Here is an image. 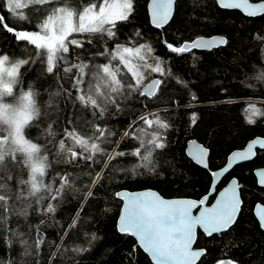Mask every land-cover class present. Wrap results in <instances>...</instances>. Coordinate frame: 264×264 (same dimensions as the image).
Segmentation results:
<instances>
[{
  "label": "trees",
  "instance_id": "16d2710c",
  "mask_svg": "<svg viewBox=\"0 0 264 264\" xmlns=\"http://www.w3.org/2000/svg\"><path fill=\"white\" fill-rule=\"evenodd\" d=\"M148 3L149 0H133L130 20L117 25L116 43L132 46L127 43L131 38L133 44L138 42L153 48V58L148 63L155 66L154 57H159L165 76L148 72L134 53L125 54L130 63L127 67L121 65L120 76L125 84L132 82V71L143 72L145 82L165 79L155 97L147 99L135 92L126 93L120 109L109 107L102 117L92 116L89 110L75 103L72 77L76 70L65 73L63 68L81 60L105 62L104 57L92 55L103 47L96 36H92L91 46L85 44L83 51L70 46V53L65 54L69 64L61 62L54 74H47L39 60L20 69V82L13 85V96L6 99L14 100L25 91L34 93L41 116L33 122L34 126L25 128V137L41 147L39 157H48L43 183L57 187L56 173L64 172L70 174L71 180L58 201L53 202L54 213L24 208L29 213L24 216L19 214L20 205L14 206L15 214L8 223L25 243L20 242V235H14L9 248L0 238V259L11 258L16 264H153L136 246L137 240L132 235L118 231L122 201L114 193L121 189L152 188L166 197L200 198L211 188L210 173L224 166L233 150L244 147L254 137H264V116L255 115L257 111L264 112V42L257 38L264 37V16L249 17L238 10L223 9L216 0H178L170 23L158 29L150 21ZM0 14L7 16L2 8ZM8 19L16 23L12 16ZM137 30L141 37L134 36ZM213 35L224 36L227 43L182 54L170 52L164 44L165 40L179 45L199 36ZM70 38L83 37L74 34ZM107 46L112 48L113 44L108 42ZM0 47L10 54L11 64L19 59H35L34 48L17 46L12 36L3 31H0ZM65 90H70V95H65ZM153 113L160 114L170 124L166 131L160 130L166 147L154 149L150 163L131 155L111 161V167L102 173L103 179L91 188L94 195L88 198L84 189L91 187V179L104 167L100 161L106 157L96 154L91 162H60L58 141L66 121L99 123L115 133L101 142L106 152H114L118 144L119 150L130 153L139 146V140L124 138V131L135 123L147 147L151 133L157 129L155 125L148 128L138 123V119ZM250 119L255 123H249ZM49 124H52L51 134ZM190 139H197L209 149V168L199 166L187 156L186 144ZM66 145H72V141L66 140ZM75 150L82 151L78 146ZM142 155H147L144 149ZM259 166H264V149H258L254 159L236 165L218 185L219 190L232 177H237L243 205L236 223L228 230L211 237L199 232L196 246L205 248L206 255L198 264H216L220 259H233L237 264H264V230L253 213L257 202L264 203V187L258 185L254 175V169ZM48 195L45 191L38 194L44 198L41 207L48 203ZM74 220L77 226L72 228ZM41 236L44 242L37 249L36 242ZM78 248L90 250L78 252Z\"/></svg>",
  "mask_w": 264,
  "mask_h": 264
},
{
  "label": "snow or ice",
  "instance_id": "6c2138e0",
  "mask_svg": "<svg viewBox=\"0 0 264 264\" xmlns=\"http://www.w3.org/2000/svg\"><path fill=\"white\" fill-rule=\"evenodd\" d=\"M219 7L224 9L240 10L249 17L264 16V0H216ZM176 0H151V23L158 29L172 18ZM7 16L0 14V31L10 34L17 46L32 47L35 49V59H19L11 64L10 68L5 63L10 61V54L0 47V233L5 244L10 248L11 237L21 236V243H25L20 233L12 229L8 223L15 214V205L21 207L20 215L29 213L24 208H29L37 213H54V201H58L64 189L69 186L71 176L69 173H56L59 180L57 187L43 183L46 174L45 162L47 156L39 157L41 147L25 137V128L34 126L33 122L39 120L41 113L37 108L34 93L25 91L19 97V104L5 102L6 98L13 96V85L19 83L20 69L35 64L37 60L44 66L47 74H54L56 69L63 64H69L65 54L70 53V46L83 51L85 44L92 45V36L98 37V42L103 47L92 53L95 57H104L105 62L96 63L94 60H81L64 67L65 73L72 72V86L76 95L72 97L75 103L90 111L92 116L102 117L109 107L120 109L124 95L135 92L140 97L151 99L157 95L165 79H152L145 82L143 72H131L130 83H123L120 76L121 65L127 67L130 63L125 54L134 53L143 62L141 65L148 72L159 73L165 76V70L159 57H154L155 66L148 63L153 58V48L150 45L136 43L129 38L128 45L116 43L117 25L128 22L133 15V0H33L32 4H25L22 0H0ZM16 18L12 23L8 17ZM74 34L82 39L70 38ZM85 34H89L85 36ZM137 30L135 37H141ZM264 42V37H257ZM108 42L113 44L109 48ZM223 38L184 41L179 45L164 41L166 48L177 54H182L195 48H211L226 44ZM143 52V55L141 54ZM114 61L116 63H114ZM131 71V70H130ZM59 78V76H58ZM60 95V93H57ZM65 95H70V90H65ZM146 107V106H145ZM254 107V105L252 106ZM255 115L264 116V112L257 111ZM255 123V120H249ZM138 123L156 129L147 141L140 139L136 124L129 125L124 131V138L139 140V146L128 153L119 150L115 145L114 152H106L101 142L109 140L115 135L110 129L101 127L99 123L89 125L88 122L77 124L75 119L67 120L66 126L61 130L58 141V155L60 162L69 164L80 160L93 161L96 154H103L106 159L100 161L104 165L99 172H95L91 179V187L86 186L84 191L88 198L94 193L91 188L96 186L97 180H102V173L111 167V161L131 155L141 161H149V156L154 149L166 147L165 136L160 130H167L170 124L166 119H161L160 114H150L149 117L141 116ZM193 123L195 118L193 117ZM52 124L48 125L51 134ZM142 131V130H141ZM66 140H71L72 145H66ZM112 143H115L114 141ZM82 151H76L75 147ZM264 149V140L254 139L249 142L243 151L232 153L230 161H247L255 157L256 147ZM142 149L147 155H142ZM89 153L85 156V153ZM193 157L206 169L208 150L201 145H193ZM43 161V162H42ZM141 167L148 166L140 164ZM233 165L229 163L222 169V173L230 171ZM264 172V170H259ZM215 179L220 172H211ZM260 183L264 184V181ZM238 182L233 179L230 187L219 193L215 203L208 204L209 196L216 191L215 185L210 188L207 195L199 200L194 199H164L152 191L141 192L135 195L116 192L114 195L125 201L118 223V231L130 234L137 239V247L150 253L155 264H198L201 257L206 255L205 249L193 247L196 241L197 227L203 229L207 236L219 234L228 230L238 217L242 201L239 198ZM7 189V191H5ZM42 191L47 192L48 203L41 207L43 197L38 196ZM34 198V199H33ZM199 209L196 215L193 210ZM260 226L264 228V208L260 212ZM43 223V221H41ZM77 226L73 221L72 228ZM95 236L93 235V239ZM41 236L36 242L38 249L43 243ZM88 248H78V252L89 251ZM55 259V257H53ZM0 264H16L9 258L0 259ZM216 264H237L233 259H220Z\"/></svg>",
  "mask_w": 264,
  "mask_h": 264
},
{
  "label": "water",
  "instance_id": "95a60500",
  "mask_svg": "<svg viewBox=\"0 0 264 264\" xmlns=\"http://www.w3.org/2000/svg\"><path fill=\"white\" fill-rule=\"evenodd\" d=\"M177 1L178 0H176V3H177ZM176 3H175V5H174V12H173V14H172V18H173V16H174V14H175V9H176ZM150 5H151V0H149V3H148V13H149V17H150V21H151V11H150ZM224 9V8H223ZM230 10H234V9H230ZM238 11H240V10H238ZM241 12V11H240ZM245 15V14H244ZM247 16V15H246ZM172 18L169 20V22L166 24V25H168L169 23H170V21L172 20ZM153 25V24H152ZM165 25V26H166ZM199 38H204V39H212V38H216V39H220V38H223V39H225L226 40V38L224 37V36H222V35H213V36H199V37H196L195 39H199ZM194 39V40H195ZM214 47H216V46H214ZM211 48H213V47H211ZM211 48H198V49H206V50H208V49H211ZM254 139H261V140H264V137H262V136H257V137H254V138H252L251 140H249L247 143H246V145L244 146V147H242V148H239V149H235V150H233L230 154H229V156H228V158H227V161H226V164L224 165V166H222L221 168H219V169H216V170H214L213 172H220L221 174L220 175H218L215 179L212 177V184H211V187L213 186V185H215V188H216V191L214 192V193H212V195L211 196H209V200H208V204L206 205V206H211L213 203H215L216 202V200H217V198H218V196H219V193L221 192V191H223L225 188H228V187H230V182L233 180V179H235L237 182H238V191H239V198H240V200L242 201V204L240 205V210H239V213H238V217H239V215H240V212H241V207H242V205H243V199H242V194H241V184H240V182H239V180H238V178L237 177H232L221 189H219V190H217V187H218V185L220 184V182L222 181V179L227 175V174H229L231 171H232V169L236 166V165H238V164H240V163H243V162H246V161H240V162H236V161H234V160H231L230 161V157H231V155H232V153H234V152H238V151H243L245 148H246V146H247V144L249 143V142H251V141H253ZM194 144H196V145H201V146H203L204 148H206L201 142H199L197 139H190L188 142H187V144H186V154H187V156L188 157H190L196 164H198L199 166H201V167H203L200 163H198L197 162V160L193 157V155L191 154L192 152H193V145ZM207 150H208V155H207V157H206V160H207V163H208V168H209V154H210V151H209V149L208 148H206ZM258 149H261V148H259V146H257L256 147V149H255V151H256V154H257V150ZM255 157H256V155H255ZM254 157V158H255ZM254 158H252V159H254ZM252 159H250V160H252ZM250 160H247V161H250ZM229 163H231L233 166L231 167V169H230V171H228L227 173H222V169L225 167V166H227ZM203 168H205V167H203ZM259 170H264V166H259V167H257V168H255L254 169V175H255V177H256V179H257V183H258V185L259 186H262V187H264V184H262V183H260L261 181H264V172H261V171H259ZM147 191H152V192H155V193H157L160 197H162V198H164V199H169V200H171V199H194V200H199V199H201L202 197H204L205 195H207L208 193H209V191H208V193H206L204 196H202V197H200V198H193V197H184V196H180V197H166V196H164V195H162L159 191H157V190H155V189H152V188H144V189H140V190H128V189H121V190H119L118 192H124V193H126V194H130V195H135V194H138V193H141V192H147ZM213 198V200L211 201V199ZM120 199V198H119ZM121 201H122V206H121V209H120V212H119V216H118V218H117V228H118V223H119V218H120V215H121V211H122V208H123V205H124V203H125V201L124 200H122L121 199ZM261 208H264V203H262V202H257L255 205H254V208H253V213H254V215H255V217H256V219H257V221L259 222V225H260V219H259V216H260V212H261ZM198 211H199V209H194L193 210V215H196L197 213H198ZM238 217H237V219H238ZM237 219H236V221H237ZM236 223V222H235ZM234 223V224H235ZM233 224V225H234ZM232 225V226H233ZM261 227V226H260ZM261 229L262 230H264V228H262L261 227ZM203 232V229H201V228H199V227H197V229H196V241H195V244L193 245V247L194 248H196V249H205V248H201V247H197L196 246V244H197V239H198V235H199V232ZM120 232V231H119ZM224 232V231H223ZM204 233V232H203ZM205 234V233H204ZM206 235V234H205ZM214 235V234H213ZM212 235V236H213ZM207 236V235H206ZM134 237V236H133ZM207 237H211V236H207ZM135 238V237H134ZM136 239V238H135ZM137 240V239H136ZM148 256H149V258L151 259V261H152V263L153 264H155V261H154V259L152 258V256H151V254L150 253H147L143 248H141ZM206 250V249H205ZM202 258V257H201ZM199 262V261H198Z\"/></svg>",
  "mask_w": 264,
  "mask_h": 264
},
{
  "label": "rangeland",
  "instance_id": "374dc122",
  "mask_svg": "<svg viewBox=\"0 0 264 264\" xmlns=\"http://www.w3.org/2000/svg\"><path fill=\"white\" fill-rule=\"evenodd\" d=\"M22 2L25 3V4H32V3H33V0H22ZM111 2H112V1H111ZM111 2H110V3H111ZM12 17H13V16H12ZM13 19L16 20L15 17H13ZM5 67H6V68H10V67H11V63H9V61L6 62V63H5ZM5 102L12 103V104H14V105H18V104H19V97L16 98V99H14V100H11V101H9V100L6 99Z\"/></svg>",
  "mask_w": 264,
  "mask_h": 264
},
{
  "label": "flooded vegetation",
  "instance_id": "af4514ba",
  "mask_svg": "<svg viewBox=\"0 0 264 264\" xmlns=\"http://www.w3.org/2000/svg\"><path fill=\"white\" fill-rule=\"evenodd\" d=\"M217 190H218V187H217Z\"/></svg>",
  "mask_w": 264,
  "mask_h": 264
}]
</instances>
